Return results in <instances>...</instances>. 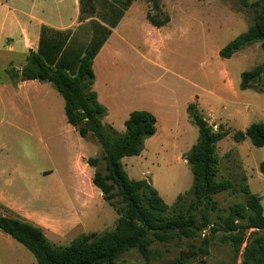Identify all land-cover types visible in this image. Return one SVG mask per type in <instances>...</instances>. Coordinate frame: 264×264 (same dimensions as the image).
I'll return each instance as SVG.
<instances>
[{"label":"rangeland","instance_id":"374dc122","mask_svg":"<svg viewBox=\"0 0 264 264\" xmlns=\"http://www.w3.org/2000/svg\"><path fill=\"white\" fill-rule=\"evenodd\" d=\"M159 1L169 23L159 30L153 28L146 19L147 12L152 11L150 0H137L130 24L122 29L127 46L120 49L114 66L110 64L103 76L114 83L118 93L125 91L128 111L144 106L164 117L173 113L178 141L155 144L160 136L148 139L140 156L123 159L127 173L131 179L148 180L168 205L192 188L193 174L185 158L197 141L198 129L188 119L186 105L192 102L198 107L199 97L203 103L197 109L209 124L215 131L229 132L217 144V179L230 180L239 187L247 185L252 194L260 197L264 209V174L259 169L264 161V147H255L249 140H234L237 132L254 123H264V75L254 88H239L241 74L264 64V53L261 44L255 43L228 60L219 55L223 47L249 29L257 8H245L237 0ZM103 10L101 4L102 13L97 17L102 22L106 21ZM103 36L99 33L87 51L93 50ZM139 53L145 54L147 60ZM104 92L109 95V87ZM17 103L19 117L11 114L4 103L0 105V198L20 206L22 216L42 227L56 246H68L82 234L115 229L119 215L103 200L100 191L78 198L71 191L64 193L60 189L61 184L72 187L76 183L72 179V160L79 134L70 129L65 117L51 119L50 130L45 133H31L30 99L24 103L19 98ZM114 115L111 110L103 122L113 123L122 134L124 122ZM159 121L161 127L162 120ZM35 122L48 124L42 118ZM86 142L91 148L88 160L101 158L97 140L89 136ZM99 167L104 170L103 161ZM48 170H53L54 176L44 173ZM245 200L242 193L224 192L215 197L220 212ZM217 211L211 212L213 218ZM0 213L16 216L1 203ZM206 238L210 239L207 246ZM203 248L207 255L200 251ZM241 254L223 238L222 232L212 235L204 231L191 240L154 241L149 260L134 249L116 264H241ZM0 264H36V259L0 230Z\"/></svg>","mask_w":264,"mask_h":264},{"label":"trees","instance_id":"16d2710c","mask_svg":"<svg viewBox=\"0 0 264 264\" xmlns=\"http://www.w3.org/2000/svg\"><path fill=\"white\" fill-rule=\"evenodd\" d=\"M133 1L136 0H126L124 6L128 7ZM237 1L245 8H257V15L246 32L221 49L219 55L224 60L255 43L261 44L264 53V0ZM150 2L152 11L147 12V21L154 28L165 27L170 18L164 15L160 1ZM103 30L106 33L99 44L91 51L86 50L79 60L76 74L53 68L41 54L33 52L27 56L22 70L10 69L6 74L7 81L13 85L31 80L51 83L64 99L67 123L82 138L91 136L97 140L101 158H90L87 163L95 169L93 185L119 215L115 229L101 234H82L65 247L52 244L42 227L19 217L0 213V230L27 249L35 257L36 264H116L120 257L134 249L149 260L154 241L191 240L204 231L212 235L222 232L223 238L242 253L241 264H264L261 199L252 194L247 185L239 187L230 180L217 179L220 171L217 144L229 132L215 131L195 103L189 104L187 113L198 129V138L185 158L193 174L192 188L178 195L173 205H168L148 180L130 178L123 159L142 154L146 141L157 132V119L149 111H133L125 121L122 134L103 123L107 109L98 102L97 94L92 90L93 62L110 34V30ZM263 75L264 64L243 72L240 90L254 88ZM234 140L237 143L249 140L255 147L263 148L264 123H254L245 131L237 132ZM101 161L105 164L104 170L99 167ZM259 169L264 174V161ZM224 192L242 193L246 200L220 212L215 197ZM215 211L218 214L213 218L211 212ZM204 241L206 246L210 244L209 238ZM200 251L208 254L206 248Z\"/></svg>","mask_w":264,"mask_h":264},{"label":"crops","instance_id":"0c3cea01","mask_svg":"<svg viewBox=\"0 0 264 264\" xmlns=\"http://www.w3.org/2000/svg\"><path fill=\"white\" fill-rule=\"evenodd\" d=\"M136 1L125 7L126 0H0V70L2 71L0 105L4 103L6 108L7 106L10 108L11 114L19 117L17 99L21 98L24 103L30 99L31 133L40 134L45 133V130L49 131L51 119L61 117L66 119L64 99L51 83L31 80L13 85L7 81L6 72L10 69L22 70L26 65L27 56L33 52L41 54L53 68L64 69L71 75L76 74L79 60L99 33L105 35L106 32L103 30L105 28L110 30V34L93 62L95 80L92 90L97 94L98 102L106 107V117L113 110L114 117L121 119L125 125V121L133 112L128 111L129 98L127 97L126 102L123 97L125 91L122 89V93H118L119 89L113 86L114 83L104 80L103 75L110 64L114 66V60L119 57L120 49L124 45L127 46V38L122 34V29L130 24V14ZM101 4L106 16V21L103 22L97 17L102 13ZM139 54L146 59L145 54ZM108 87L109 95L104 92ZM198 102L197 108L200 109L203 101L199 97ZM191 103L186 105V112ZM137 108L155 115L157 132L154 136H160L155 144L172 139L175 142L178 141V136L174 135L177 130L173 113L164 117L150 107L149 109L144 106ZM159 116L162 117L159 118ZM40 118L47 119V126L44 123L35 122ZM159 120H162L161 127ZM110 126L116 130L113 123H110ZM70 129L76 131L72 126ZM86 139L80 136L77 141V151L72 160L74 174L72 179H75V185L72 187L60 185L64 193L71 191L78 198H85L100 191L92 183L94 170L87 163L91 148ZM44 173L48 174V177L54 176L53 170L44 171ZM0 203L5 209L16 213L13 217L30 222L29 218L22 216L20 211L22 208L11 200L6 201L5 198H0Z\"/></svg>","mask_w":264,"mask_h":264}]
</instances>
